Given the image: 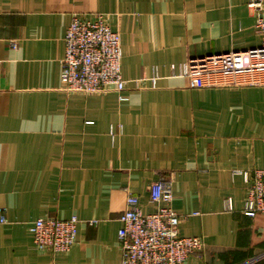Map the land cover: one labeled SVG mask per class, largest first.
<instances>
[{"label":"crops","instance_id":"obj_1","mask_svg":"<svg viewBox=\"0 0 264 264\" xmlns=\"http://www.w3.org/2000/svg\"><path fill=\"white\" fill-rule=\"evenodd\" d=\"M248 1L0 0V264H121L127 192L151 213L150 183L170 176L179 234L204 242L186 264H264V216L242 213L264 86L197 88L178 68L260 45ZM93 13L120 34L123 99L61 83L69 21ZM155 67V88L136 83ZM72 215L68 251L35 248L32 221Z\"/></svg>","mask_w":264,"mask_h":264},{"label":"built area","instance_id":"obj_2","mask_svg":"<svg viewBox=\"0 0 264 264\" xmlns=\"http://www.w3.org/2000/svg\"><path fill=\"white\" fill-rule=\"evenodd\" d=\"M247 6L254 17L255 31L261 35L260 45L188 58L178 67L179 74L187 77L193 87L264 86V0H249ZM121 58L120 34L110 27L108 15L73 16L64 34L61 83L68 91H115L123 99L119 94L125 87ZM158 78L155 67L150 77L138 79L136 83L147 80L155 88ZM148 199L157 209L143 214L137 195L126 194V209L119 218L117 231L121 264H186L190 256L199 257L203 240L179 234L182 216L171 207V176L151 182ZM225 209H232L229 199L225 200ZM242 213L248 217L264 216V169H255L247 177ZM78 222L75 215L68 219H35L29 226L35 248L41 252L68 251L76 240Z\"/></svg>","mask_w":264,"mask_h":264}]
</instances>
